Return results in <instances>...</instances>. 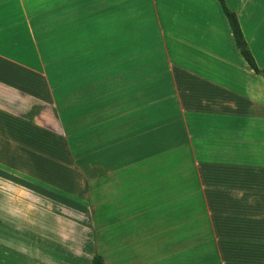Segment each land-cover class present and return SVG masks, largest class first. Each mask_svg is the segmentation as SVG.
<instances>
[{
  "label": "crops",
  "instance_id": "crops-1",
  "mask_svg": "<svg viewBox=\"0 0 264 264\" xmlns=\"http://www.w3.org/2000/svg\"><path fill=\"white\" fill-rule=\"evenodd\" d=\"M225 3L264 70V0ZM129 65L156 66L147 125L145 107L130 123L114 105L123 89L95 86ZM0 123V191L25 210L0 225V264H264V76L218 0H0ZM77 194L86 222L64 214Z\"/></svg>",
  "mask_w": 264,
  "mask_h": 264
},
{
  "label": "rangeland",
  "instance_id": "rangeland-1",
  "mask_svg": "<svg viewBox=\"0 0 264 264\" xmlns=\"http://www.w3.org/2000/svg\"><path fill=\"white\" fill-rule=\"evenodd\" d=\"M99 68V67H98ZM99 71V70H98ZM103 72H98V74H102ZM112 73L115 77L116 74H123L124 76L126 75L127 77H129V80L126 81H113L112 83L110 82H96L95 86L97 87V91L99 94H101V92L104 89H110L112 88V90L115 91H120L121 89H123V93H122V97L120 95V93H118L120 95V97H114L113 101H114V105L115 103L120 104V101H124V104H127V106L132 107V111L134 112L133 114H131L129 116L128 121L134 122L135 121V117H136V112L134 111V107L138 106L141 107H145L144 111H145V124L147 125L148 123H152L154 120L156 121V93L154 92V94L152 92H149L150 90L156 91V66L153 65H144V66H136V65H129V66H124V67H113L112 69ZM139 78H144L143 80H136V77ZM152 78H154V80H152ZM149 92V94H148ZM71 104L72 101H67L66 102V108L70 107V109H67L65 111L64 114H59V118H57V115H55V119L57 118L56 121H58L61 125H62V133H64V137L66 138H72V134L74 132V117H73V113L71 111ZM151 107H154V113L153 110L151 109ZM154 115V116H153ZM155 117V118H153ZM88 115L87 113H83L82 114V121L86 120L87 121ZM134 119V120H133ZM51 120V121H50ZM52 121H55L54 119L52 120V117L49 116V124L53 125L54 123ZM56 125V123H55ZM9 125H7L6 123H0V133L1 134H5V135H10L9 134ZM8 130V131H7ZM14 140L18 141L19 143L21 141H23V138L19 135L16 134V132L11 134ZM2 147H0V158H3L4 155L6 154V146L2 143H0ZM73 146V145H72ZM70 147V146H69ZM73 148V147H72ZM72 148L70 147V150L72 151ZM7 153L9 154V151H7ZM18 153L15 152L13 153L12 157L10 158V154L7 155L9 159H11V161L13 162H17L19 157H17ZM64 154H69L70 152L68 151V149L66 148L64 150ZM67 155V157H69V162H67L70 166L73 168V164L72 161L70 159V156ZM39 162L35 164V168H41V160H38ZM4 164V163H3ZM1 164L0 163V172H3L1 170L4 169H9L8 167L6 168L5 165L7 164ZM53 168V167H51ZM7 172H3L0 174H5ZM9 179H12L14 177H7ZM14 180H16L17 183L24 185L27 183V181H32V179L30 178H22V177H16L14 178ZM1 181V180H0ZM4 188H2V191H0V225H7L9 220H14L15 217H19L20 215L25 213V210L23 208L22 204L19 203H23L24 202V198L22 196H20V194L18 193H10L9 190H14V187L10 184V183H3ZM2 184V185H3ZM6 187V188H5ZM9 189V190H8ZM81 193V192H80ZM83 194V193H82ZM69 197L71 198V196H67V195H63V197ZM225 197V196H224ZM76 198V199H75ZM74 201L75 204H78L80 206V208H78L76 211L80 212L81 214L74 212V214H70L68 211H65V217H71V218H78L79 215H82L81 219L82 221L86 222L87 221V215H84L85 213H90V209L87 206L86 203V196L85 195H79L77 194L75 196ZM66 201H68L67 199H65ZM223 201H231V199L229 197H225V200L222 199ZM76 209V208H75ZM214 217L215 220H217L218 217H223L225 215V213L227 212L226 210L224 211H219L218 209L214 210ZM231 229V226H228ZM226 228V227H225ZM229 228L225 229V233L227 234L226 237L231 238V230ZM221 230V229H220ZM230 231V232H227ZM227 244H231V242H226ZM5 247V248H4ZM2 247V252L4 250L6 251H12V249L14 248L13 246L9 245V244H5V246ZM231 253V252H228Z\"/></svg>",
  "mask_w": 264,
  "mask_h": 264
},
{
  "label": "trees",
  "instance_id": "trees-1",
  "mask_svg": "<svg viewBox=\"0 0 264 264\" xmlns=\"http://www.w3.org/2000/svg\"><path fill=\"white\" fill-rule=\"evenodd\" d=\"M224 10V13L226 14L230 26L232 28V32L234 34V38L236 41V44L239 48V50L241 51V54L243 55V57L245 58V60L247 61L248 65L258 74H261L264 76V70H261L257 63L256 60L248 46V43L244 37V34L242 32L238 17L235 13H233L232 11H230L225 3V0H218ZM92 264H105L104 258L97 254L94 256L93 260H92Z\"/></svg>",
  "mask_w": 264,
  "mask_h": 264
}]
</instances>
